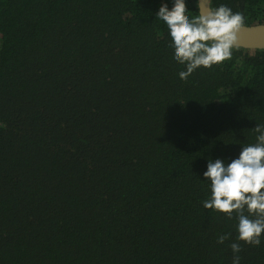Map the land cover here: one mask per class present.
<instances>
[{
    "label": "trees",
    "instance_id": "16d2710c",
    "mask_svg": "<svg viewBox=\"0 0 264 264\" xmlns=\"http://www.w3.org/2000/svg\"><path fill=\"white\" fill-rule=\"evenodd\" d=\"M162 3L0 0V264H264L203 176L257 143L264 49L181 80Z\"/></svg>",
    "mask_w": 264,
    "mask_h": 264
},
{
    "label": "clouds",
    "instance_id": "9594fccd",
    "mask_svg": "<svg viewBox=\"0 0 264 264\" xmlns=\"http://www.w3.org/2000/svg\"><path fill=\"white\" fill-rule=\"evenodd\" d=\"M187 11L185 0H174L171 9L162 3L156 13L169 29L174 59L186 66L179 73L181 80H187L200 67L211 68L231 59L236 32L244 23L243 14L233 13L226 5L192 19ZM254 131L258 133L257 143L243 147L238 158L230 163L219 158L209 160L203 176L210 181L211 198L204 201V207L229 218L235 212L238 239L259 246L264 233V124H257ZM227 238V234L221 235L217 242L224 243ZM230 247L234 253L232 264H240L241 245L232 243Z\"/></svg>",
    "mask_w": 264,
    "mask_h": 264
},
{
    "label": "water",
    "instance_id": "95a60500",
    "mask_svg": "<svg viewBox=\"0 0 264 264\" xmlns=\"http://www.w3.org/2000/svg\"><path fill=\"white\" fill-rule=\"evenodd\" d=\"M198 15L213 10L210 0H195ZM236 47L249 50L264 49V22L243 24L236 32Z\"/></svg>",
    "mask_w": 264,
    "mask_h": 264
}]
</instances>
